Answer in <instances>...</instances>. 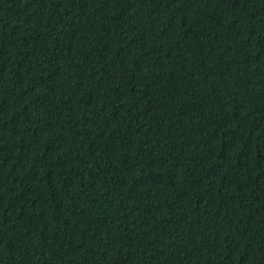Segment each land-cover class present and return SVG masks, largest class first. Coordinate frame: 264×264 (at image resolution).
<instances>
[{
    "label": "trees",
    "instance_id": "obj_1",
    "mask_svg": "<svg viewBox=\"0 0 264 264\" xmlns=\"http://www.w3.org/2000/svg\"><path fill=\"white\" fill-rule=\"evenodd\" d=\"M0 264H264V0H0Z\"/></svg>",
    "mask_w": 264,
    "mask_h": 264
}]
</instances>
